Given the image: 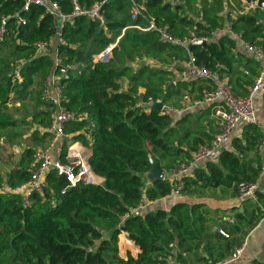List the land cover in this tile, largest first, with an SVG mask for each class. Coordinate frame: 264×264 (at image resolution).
Segmentation results:
<instances>
[{
  "label": "trees",
  "instance_id": "1",
  "mask_svg": "<svg viewBox=\"0 0 264 264\" xmlns=\"http://www.w3.org/2000/svg\"><path fill=\"white\" fill-rule=\"evenodd\" d=\"M53 2L64 20L37 5L24 11L23 0H0V22L6 18V34L0 41V138L25 143L18 163L5 178L0 176V264H169L172 260L188 264L190 255L205 264L224 262L242 239L229 242L224 231L227 237L212 232L202 206L178 203L169 211L145 207L139 215L131 214V209L170 196L173 184L168 179L147 185L151 161L165 173L178 170L189 163L193 151L208 146L215 134L213 105L180 118L173 112L181 110L182 90L196 87L199 100L206 84L177 79L174 71L182 69L174 64L188 61L191 55L197 66L220 78L232 75L239 60L232 55L235 42L227 35L215 38L213 32L230 25L244 42L264 52V43L259 41L264 39V11L256 7L254 14L232 20L228 13L220 15L224 0ZM133 3L143 7L134 21L130 17ZM75 5L86 11L99 5V18L75 14ZM16 14L24 24H17ZM150 21L166 27L175 37L205 39L206 47L186 51L161 43L154 31L132 28H146ZM39 43L48 48V54L37 51ZM114 44L107 61L95 62ZM55 57L68 68V79L60 82L63 107L87 115L83 121L68 124L65 133L92 151L89 166L104 181L97 186L80 184L62 193L66 183L51 171L44 196L32 193L24 206L15 190L31 176L34 151L50 146L46 130L53 108L41 94L53 73ZM124 80L128 82L126 91L122 90ZM139 89L144 93L139 94ZM232 91L240 97L249 94ZM149 99L159 100L167 108L145 107ZM10 101L20 106L33 102L43 108L32 113L30 121L15 119V109L7 107ZM262 138L257 125H246L244 144L234 140L232 150H221L215 159L204 161L203 167H195L183 177L180 195L221 189L237 197L241 184L257 183L259 170L247 152H254ZM65 150L66 145L62 161ZM262 187L255 192V201L241 204L245 216L236 213L239 221H247L248 230L264 215L260 211L264 206ZM121 232L139 248L136 259L119 257ZM199 250L207 259L198 257Z\"/></svg>",
  "mask_w": 264,
  "mask_h": 264
},
{
  "label": "built area",
  "instance_id": "2",
  "mask_svg": "<svg viewBox=\"0 0 264 264\" xmlns=\"http://www.w3.org/2000/svg\"><path fill=\"white\" fill-rule=\"evenodd\" d=\"M23 10L27 11L30 5H37L46 8V10L61 20L64 17L60 14L57 5L53 0H23ZM104 1L102 2V4ZM249 9H253L257 6V2L247 3ZM100 6L96 5L89 11L81 10L77 5L74 6V12L77 15H87L91 19L99 18ZM143 7L140 4H132L130 17L131 20H136L138 16L142 15ZM17 24H24V20L17 14ZM6 18H2L0 22V41L6 34L5 28ZM132 28L138 29L141 32L154 31L158 35V39L161 43L178 46L188 51L189 45L198 41H206L205 39H196L191 36L189 38H179L173 36L166 27H157L153 21L149 22L148 27L140 28L133 26ZM121 31L123 35L124 31ZM226 32L231 34L235 39L239 40L245 50L253 56L262 58L264 52L261 47L256 45H249L244 42L240 34L233 33L230 27L225 29ZM121 35V36H122ZM120 37L116 40L118 41ZM110 46L108 49L114 47ZM35 48L39 53L48 54L49 50L44 44H36ZM220 68L222 66H219ZM67 67L61 64V61L55 57L53 73L45 85L41 99L48 105L52 106L53 113L51 116V122L47 128V133L50 135V146L47 149H37L34 151L33 162L30 165V178L27 182L22 184L15 190L23 198V205L28 204V199L32 193H36L41 197L44 196L45 191L49 188L47 181L48 174L53 171L57 177L63 178L66 183L65 189L74 188L80 184L83 185H100L104 180L96 176L89 166V153L88 148L83 146L79 142L71 141V135L65 133V127L68 124L83 121L87 119V115L84 113H76L67 111L62 103L61 97V81L68 79ZM18 81H21L18 73H16ZM178 79L182 81L189 80H201L205 81V87L200 91V97L197 103L204 102L213 105L212 114L216 121L217 132L214 134L211 142L206 147H198L191 153V160L189 163L178 170L164 173L163 180L168 179L172 184L170 195H180L184 188L183 177L190 174V172L200 163L210 160L213 155L221 149V147L227 143L232 135L233 129L239 125H256V111L253 103V96L258 92L264 91V70L260 73L255 80L253 87L249 94L245 97L235 96L231 89L223 82L218 80V74L211 72L204 68H201L195 64L194 58L190 55L188 61L183 62V69L178 74ZM159 100H148L146 106H152ZM92 127V124H90ZM63 143V148L66 145L64 152V160L60 159L63 154V148L58 152L57 156H53L51 149L57 145ZM259 170V175H264V168L256 167ZM258 186L256 183L241 184L239 186V193L236 197L239 204L247 200L255 199V192ZM146 201L141 202L137 207L131 209V214L139 212L144 209ZM221 235L227 237L225 233L220 232ZM240 254V250L235 251L230 261H234Z\"/></svg>",
  "mask_w": 264,
  "mask_h": 264
},
{
  "label": "crops",
  "instance_id": "3",
  "mask_svg": "<svg viewBox=\"0 0 264 264\" xmlns=\"http://www.w3.org/2000/svg\"><path fill=\"white\" fill-rule=\"evenodd\" d=\"M247 3L248 2L246 0H224V10L222 13H220V15H224L228 13L232 20H236L241 15L254 14L257 6L253 9H249ZM261 10L264 11V9ZM227 27L231 28L230 25H225L223 28L215 30L213 32V36L215 38H218L221 35H227L231 37L235 42V47L232 49V55L236 58L239 57V60L234 64V71L232 75L230 76L224 75L221 78L218 76V80L225 83L231 89V91L234 90L235 93L241 94L247 92L248 94L251 88L253 87L255 80L264 70V57L259 58L248 53L245 50L243 44L239 40L235 39L231 34L225 31ZM259 41L264 43V39H259ZM54 42H56V39L52 40L51 44H53ZM100 56L101 55L97 56L96 58ZM174 65L177 68L183 69V62L176 63ZM174 74L175 77L178 79L179 72L174 71ZM127 85H128L127 80H124L122 82L123 91L127 90ZM142 93H144V90L139 89V94ZM236 96H240V95H236ZM12 97L13 95L11 94L10 98ZM196 98H197L196 87L195 88L188 87L187 90L181 91V96L179 98V105L181 107L180 108L181 110L173 111L177 116V118L184 116L187 112H191V111L196 112L198 110H203V109L205 110L210 106V104L204 102L197 103L198 100ZM253 103L256 111V119H257L256 125L260 130V132L262 133L263 138L254 152H247V157L249 159H253V161L258 165V166L255 165L256 167L264 168V91L258 92L253 96ZM7 107L8 109H15V112H13V117L15 119H26L27 121H30L31 119L30 115L32 113L38 112L43 108L42 106H35L33 102H28V101H25V103L22 106H20L19 102L10 101ZM165 108L167 107H164L163 110ZM245 127L246 125H242V124L237 125L232 131L230 140L227 143H225L221 147V149L214 154L212 159H215L221 150H228V151L232 150V142L234 140H240L241 143L244 144L243 133L245 132ZM34 128L36 129L37 126L35 125ZM213 128H214V133H216L217 127L214 118H213ZM0 140H1L0 145L2 146L0 147V165L3 164V160H4V158L2 157V152L5 151L4 148L17 147L16 153L18 154L17 157L18 160L16 159L17 161L12 164H10L9 162V169H7L4 174L1 173V169H0V176L5 178L6 175L18 163L20 155L22 154L25 148V143L23 140H17V142L10 143L7 139L3 137L0 138ZM62 148H63V143L55 145L51 149L52 155L56 157L58 152ZM91 154L92 151H89V157L91 156ZM203 163L204 162L198 164L196 167H203L204 166ZM256 184L258 188L264 186V175H259ZM147 185L149 184L147 183ZM261 191H264L263 187L261 188ZM253 201H255V199ZM178 203H186L190 206L191 205L202 206L203 210L207 212L206 217L209 226L212 228V232L218 231L220 233L224 231L228 235V238L226 239H228L229 242H232L235 239H242L241 246L235 249V251L240 250V254L237 257V259H235L234 261H230L232 255L235 253L234 251L233 254L229 256V258H227L224 262L216 263V264H264V215L259 219V221L256 223L254 227L248 230L247 221H242V220L239 221L236 218L237 212L245 216L244 214L245 212L242 205L238 203L236 197L231 196L229 191H222L221 189H203V190H199L196 194L191 196L170 195L165 199H162L156 203L146 202L145 207L149 208L150 210L160 208L165 211H169L172 206ZM260 211L264 214V206H260ZM250 213L251 211H248V214ZM121 235H126V237L128 238L127 234L124 232H121V234L118 237L119 257L125 260L127 256L130 255L132 258L136 259L140 253L138 247H137L138 251L137 249H135V253H132L129 249L125 248L122 254L119 246ZM131 244H133V242ZM184 256L185 258H188L187 255L184 254ZM198 257L200 259L202 257L207 259V256L202 250H199ZM188 261H189L188 264H205L201 260L198 261V259L195 258L194 255H190ZM169 264H177V263L176 261L172 260L169 262ZM207 264H213V263L209 262Z\"/></svg>",
  "mask_w": 264,
  "mask_h": 264
},
{
  "label": "water",
  "instance_id": "4",
  "mask_svg": "<svg viewBox=\"0 0 264 264\" xmlns=\"http://www.w3.org/2000/svg\"><path fill=\"white\" fill-rule=\"evenodd\" d=\"M257 8L264 9V0L257 1ZM194 46L206 47V41H198V42L192 43L191 45H189L188 50L190 51V49ZM112 49L113 48L107 49L100 57L95 59V62L98 60L107 61L108 58L110 57ZM163 108L164 107L161 102H158L152 105V109L154 110L161 111L163 110ZM164 173L165 172L159 168V166L157 165L155 161H151L150 170L146 174L147 183L150 185L158 180H163ZM136 215H139V212H136Z\"/></svg>",
  "mask_w": 264,
  "mask_h": 264
},
{
  "label": "rangeland",
  "instance_id": "5",
  "mask_svg": "<svg viewBox=\"0 0 264 264\" xmlns=\"http://www.w3.org/2000/svg\"><path fill=\"white\" fill-rule=\"evenodd\" d=\"M105 52V51H104ZM103 52V53H104ZM102 53V54H103ZM102 54H100V55H102ZM1 141V140H0ZM16 146V145H15ZM31 146H33V144H31ZM0 147H2L1 145H0ZM13 147H9V148H4L5 149V151L4 152H2V157L4 158V160H3V164L2 165H0V169H1V173L2 174H4L5 173V171L7 170V169H9V162H10V164H12V163H14V162H16L18 159H17V157H18V154L16 153V151H17V147H15V148H13ZM8 157V158H7ZM17 159V160H16ZM8 162V163H7ZM125 239V240H127L123 235L120 237V244H119V246H120V249H121V252H122V254H123V252H124V250H125V248H122V246H121V244H122V239ZM128 241V240H127ZM127 249H129L132 253H135V252H133V248L131 249V248H127Z\"/></svg>",
  "mask_w": 264,
  "mask_h": 264
},
{
  "label": "bare ground",
  "instance_id": "6",
  "mask_svg": "<svg viewBox=\"0 0 264 264\" xmlns=\"http://www.w3.org/2000/svg\"><path fill=\"white\" fill-rule=\"evenodd\" d=\"M89 153L88 152H86V155H88ZM121 246H122V248H133V251L135 252V249H137V248H134L133 247V245L130 243V242H128L127 240H125V239H122V244H121ZM137 251H138V249H137Z\"/></svg>",
  "mask_w": 264,
  "mask_h": 264
}]
</instances>
